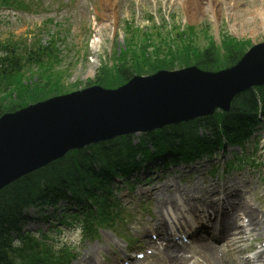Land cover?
Listing matches in <instances>:
<instances>
[{"label": "rangeland", "instance_id": "374dc122", "mask_svg": "<svg viewBox=\"0 0 264 264\" xmlns=\"http://www.w3.org/2000/svg\"><path fill=\"white\" fill-rule=\"evenodd\" d=\"M263 2L257 0L254 6L262 8ZM205 3L202 2L204 14L196 15L194 20L185 17L186 11L178 0H116L114 16L109 18L102 16L101 0H29L25 13L0 10V42L10 38L25 41L27 45L39 42L40 49L53 42L57 57V60L24 70L20 79L2 81L0 109H17L92 85L117 88L121 82H114L116 70L128 69L133 75L147 76L160 69L197 65L205 58L213 62L212 70L223 69L231 58L246 52L253 44L264 42V24L254 16L243 18L242 14H236L231 18L221 7L216 22ZM247 3L245 8L250 10ZM246 19L250 20L245 23ZM45 23L48 24L43 26ZM165 43L171 47L170 52L164 48ZM137 137L133 135V139ZM260 138L264 141L262 135ZM257 155L258 159L264 158V153ZM142 172L147 174L148 171ZM228 177L235 178V175ZM255 180L253 177V185ZM262 186H257L258 191ZM146 196L143 191L145 204L151 198ZM125 202L131 212V197ZM131 215L134 221L132 212ZM31 216L38 218L35 214ZM36 225L43 226L41 222ZM103 235L108 234L101 232L97 240L83 241L81 253L100 244L97 241H101ZM65 243L77 244L79 240ZM112 244L120 247L119 241ZM115 248L112 246L105 253Z\"/></svg>", "mask_w": 264, "mask_h": 264}, {"label": "water", "instance_id": "95a60500", "mask_svg": "<svg viewBox=\"0 0 264 264\" xmlns=\"http://www.w3.org/2000/svg\"><path fill=\"white\" fill-rule=\"evenodd\" d=\"M264 85V42L230 68L197 67L133 77L115 90L92 87L0 117V191L68 151L228 112L232 101ZM65 147V148H63ZM60 148L64 149L62 152Z\"/></svg>", "mask_w": 264, "mask_h": 264}, {"label": "trees", "instance_id": "16d2710c", "mask_svg": "<svg viewBox=\"0 0 264 264\" xmlns=\"http://www.w3.org/2000/svg\"><path fill=\"white\" fill-rule=\"evenodd\" d=\"M9 48L11 47L8 45H0V52L8 54L5 58L0 57V82L11 78L12 81L16 78L20 79L23 69L24 64L22 58L17 55L16 48ZM31 55L33 54L30 53L28 56ZM237 58L238 55L231 58L228 63L233 64ZM26 62L27 60L24 61V63ZM33 62L41 63L42 60L33 59ZM212 64L213 62L206 58L197 62V65L204 69H211ZM131 75L132 73L128 69L119 71L121 81L128 79ZM258 90H261L259 94L261 101L264 102V88H258ZM255 94L253 91H249L239 97L233 109L239 113L254 112L257 105ZM2 112L0 109V114ZM228 117L232 118V113ZM213 123L215 125V120ZM240 124L242 125V122L236 119L232 126H241ZM228 132H232V136H234L233 131L229 130ZM129 146L113 143L107 148L98 146L81 151L71 156L70 159L52 165L0 192V264H17V258H14L13 255L25 264H46L50 259L48 251L45 248L38 250L39 245L33 246L34 243L28 239L21 240V247L15 249L11 247V233L19 227L22 209L35 205L40 198V202H49L50 196L53 195L50 193L55 194L59 191H70L78 196L82 194L94 195V189L100 184H104L106 178L97 177L94 174L93 165H97L101 172H104L115 160L125 158V155L130 152ZM37 252L42 254L40 258Z\"/></svg>", "mask_w": 264, "mask_h": 264}, {"label": "bare ground", "instance_id": "6f19581e", "mask_svg": "<svg viewBox=\"0 0 264 264\" xmlns=\"http://www.w3.org/2000/svg\"><path fill=\"white\" fill-rule=\"evenodd\" d=\"M178 1L180 2L181 6L184 8V10L186 11L185 17L188 20H194L196 15L202 16L204 14L202 2L205 1L206 2L205 3L206 8H207L206 10L211 14L212 18H215L216 22L218 19L217 18L218 14L220 12L219 10H221V7H222V8H224L225 11H227V14L231 18H234L236 16V14H239V15L242 14L240 16H242L243 18H246L247 16L251 15V17L254 16V18H256L261 25L264 24V6H262V8L261 7L257 8V6H254V3H257V0H234L235 2H233V3H232V0H178ZM241 2L243 3L242 5L240 4ZM101 3H102V14H103L102 16L104 18H109V16H114L113 12H114V9L116 6V0H101ZM246 3L248 4L249 7H251L250 10L245 8V6H247V5H244V4H246ZM240 5H241V8H239ZM112 8H113V10H112ZM235 8H239V10L237 9L236 11H232V9H235ZM230 12H233V13H230ZM250 19H248V20H250ZM248 20L245 23H247ZM255 22H256V20L253 21L252 23H255ZM191 120H193V119H191ZM188 122L189 121H182L181 122V124H182L181 131L187 127ZM63 148H65V147H63ZM63 150L64 149L60 148V150H57V151L62 152ZM70 152L71 151H68L67 153H70ZM50 166H52V165L49 164L47 166L42 167L41 169H47ZM167 186H168L167 183H164L163 187L156 186L155 187L156 195L158 197H162L163 194L173 195L174 193H176L177 195H179L178 191L170 190L169 188H167ZM195 190L198 191L197 187H195ZM231 195L232 194L227 192V196L229 198ZM228 197L221 198L220 204L225 205V203L230 201V199ZM169 201H170V199H167V202H169ZM171 205H176V203L171 204ZM238 206L239 205H236V207H234L233 210L230 208H227V210H226L227 215L224 216V217H226V219H228L229 222L233 221L232 227L237 226V220H238V216H239V214H237V213L240 212V209L237 208ZM225 207H227V206L225 205ZM156 208H157V211L161 212L163 209L166 210L168 208V206L165 204L163 205V204L158 203ZM246 214L249 217L250 222H253L254 217H255L254 213L252 211L248 210L246 212ZM226 230H227V234H228L230 229H226ZM225 240H227V236H224V241ZM94 249H95L94 247L90 248L89 253ZM200 252H201V248H197L194 251L195 254H198ZM201 253H204L206 259L209 261L210 264L216 263L217 256H216V252H215L214 248L210 247L207 251L201 252Z\"/></svg>", "mask_w": 264, "mask_h": 264}, {"label": "clouds", "instance_id": "9594fccd", "mask_svg": "<svg viewBox=\"0 0 264 264\" xmlns=\"http://www.w3.org/2000/svg\"><path fill=\"white\" fill-rule=\"evenodd\" d=\"M81 231L82 229L81 228H77L75 229V231L71 234L69 233H65L64 236L61 237V239L64 241V242H69V241H72V242H76L79 240L80 238V235H81Z\"/></svg>", "mask_w": 264, "mask_h": 264}]
</instances>
